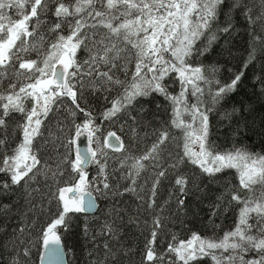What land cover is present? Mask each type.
<instances>
[{
    "label": "snow or ice",
    "instance_id": "obj_1",
    "mask_svg": "<svg viewBox=\"0 0 264 264\" xmlns=\"http://www.w3.org/2000/svg\"><path fill=\"white\" fill-rule=\"evenodd\" d=\"M261 58L264 0H0V264H68L66 235L83 264H264V153L232 103ZM251 79L264 97V62Z\"/></svg>",
    "mask_w": 264,
    "mask_h": 264
},
{
    "label": "trees",
    "instance_id": "obj_2",
    "mask_svg": "<svg viewBox=\"0 0 264 264\" xmlns=\"http://www.w3.org/2000/svg\"><path fill=\"white\" fill-rule=\"evenodd\" d=\"M246 37H243V40L246 41ZM237 44L241 43L240 39H236L235 41ZM242 51V48H241ZM81 58H83V54H81ZM204 60L205 64L215 62L217 59L221 60V63H223V59L220 57H217L213 55L212 53H209L206 58H202ZM242 61L243 56L240 55L238 52L231 61H229L228 66L232 68L233 71H239L242 70ZM264 62V58H261V60H258L256 62L255 68L250 67L247 70V76L244 79L243 83L241 84L240 88L237 90V93L234 95L232 103L235 104V106L239 107L241 105L244 106V116L246 118V122L248 125L247 131L243 132L241 136L235 137V140L240 141L244 146H246L249 150H252L257 153H264V137L259 135L258 133L264 129V97L259 95L258 89H254L252 87V79L251 77L255 74L258 75L261 70V63ZM222 72H225L224 69H222ZM225 75H230V73L225 72ZM254 93H256L254 95ZM70 103V102H69ZM90 103V106L95 109L94 114H98L99 111H101L107 104V101L102 96H88V99L86 101H83L82 104H88ZM232 105L230 104L229 107ZM212 119L214 124L219 123V118L215 115L210 117ZM124 123V121H120L117 124L114 125H108L107 122H104L103 128H104V134H107V131H113L118 136L121 137V139L125 140L127 142L128 140V130L127 128H122L121 125ZM53 124H55V121H53ZM243 127V123L241 125ZM225 131L224 128H220L218 132L215 133L216 139L218 143L221 145H226L227 147L232 146V141L225 137L222 133ZM19 135L17 134L15 137V140L18 141ZM102 139V138H101ZM13 147H15V143H13ZM95 147V145H93ZM105 151H108L105 149ZM111 152V151H109ZM113 155H117L116 153H112ZM94 166L90 165L89 169L94 170ZM235 170H228L227 172V178L233 182L238 183V181L235 180ZM7 176L3 173H0V181L6 180ZM167 198V190H162V197L161 199ZM214 199V197H213ZM100 203L103 205V201L101 200ZM194 211H197L200 213V215L195 219L194 224L192 225V228L194 231L200 232L202 235H210L211 234V226H206L207 223V215L209 213V210L206 208H203L202 206L200 208H194ZM234 217L231 213H228L226 217L217 219V223L221 224L224 228V230H227L228 228L232 227ZM74 232L77 231V229H73ZM168 231V238L170 239V236L175 234L177 236L187 237L190 235L189 232L183 231L181 232L178 225L173 226L169 224ZM219 231V230H217ZM222 234V233H221ZM130 242L133 244V246L139 244L141 247L144 243V237L139 235L138 229H133L132 233L130 234ZM64 243L66 244L67 249L69 250L67 253V262L68 264H83V247L84 242L81 237L77 235H73L71 237L65 236ZM160 243L163 247H166V240L165 237L162 235L160 238ZM139 259V256H137V260ZM202 264H210V262L205 261L202 262Z\"/></svg>",
    "mask_w": 264,
    "mask_h": 264
},
{
    "label": "rangeland",
    "instance_id": "obj_3",
    "mask_svg": "<svg viewBox=\"0 0 264 264\" xmlns=\"http://www.w3.org/2000/svg\"><path fill=\"white\" fill-rule=\"evenodd\" d=\"M81 140L83 141V144L80 145V147H87L88 144H87V140L85 137H81ZM117 155H120L119 153H116ZM94 166V165H92ZM95 167V166H94Z\"/></svg>",
    "mask_w": 264,
    "mask_h": 264
},
{
    "label": "water",
    "instance_id": "obj_4",
    "mask_svg": "<svg viewBox=\"0 0 264 264\" xmlns=\"http://www.w3.org/2000/svg\"><path fill=\"white\" fill-rule=\"evenodd\" d=\"M108 150H110V149H108ZM111 151V150H110ZM66 260H67V257H66Z\"/></svg>",
    "mask_w": 264,
    "mask_h": 264
},
{
    "label": "bare ground",
    "instance_id": "obj_5",
    "mask_svg": "<svg viewBox=\"0 0 264 264\" xmlns=\"http://www.w3.org/2000/svg\"><path fill=\"white\" fill-rule=\"evenodd\" d=\"M117 135V134H116Z\"/></svg>",
    "mask_w": 264,
    "mask_h": 264
}]
</instances>
